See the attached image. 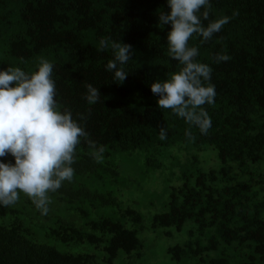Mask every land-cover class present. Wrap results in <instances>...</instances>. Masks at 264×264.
<instances>
[{"label": "trees", "instance_id": "obj_1", "mask_svg": "<svg viewBox=\"0 0 264 264\" xmlns=\"http://www.w3.org/2000/svg\"><path fill=\"white\" fill-rule=\"evenodd\" d=\"M209 2L205 27L231 19L208 42L195 35L189 41L198 47L196 60L212 68L216 92L214 104L203 106L211 118L207 135L191 127L195 140L189 141L190 126L159 109L150 87L182 67L168 56L171 25L158 24L167 0H0V70L31 73L41 58L48 60L59 110L69 109L73 119L86 116L78 122L105 148L96 163L82 138L73 179L49 194L47 215L23 193L14 205L0 206V264L99 263L96 254L61 248L79 245L102 251L106 264L121 254L140 257L144 216L119 198L133 184L124 164L134 160L144 169L138 185L164 167L181 182L167 211L152 219L153 228L179 232L193 224L189 240L168 249L172 261L264 264V0ZM101 38L132 45L122 83L106 70L113 53L98 50ZM216 54L230 59L214 63ZM87 84L101 94L93 105L84 99ZM161 127L166 140L159 138ZM191 149L198 153L179 158ZM207 149L217 158L204 155ZM0 162L15 161L9 155Z\"/></svg>", "mask_w": 264, "mask_h": 264}, {"label": "clouds", "instance_id": "obj_2", "mask_svg": "<svg viewBox=\"0 0 264 264\" xmlns=\"http://www.w3.org/2000/svg\"><path fill=\"white\" fill-rule=\"evenodd\" d=\"M167 7L169 11L158 16V24L171 25L166 37L168 56L182 67L168 79L152 83L151 92L159 97V109H170L185 120L190 126L185 136L194 141L191 127L203 135L211 127V118L203 106L214 104L216 92L210 83L212 68L196 60L198 47L189 46V41L195 35L201 38V44L208 42L231 17L210 21L205 27L202 19L209 18V0H167ZM108 48L113 59L108 61L106 70L114 73L113 81L122 83L129 74L123 66L134 55L132 45L101 38L98 50ZM229 59L224 54L213 57L214 63ZM37 69L31 73L20 67L0 70V157L11 155L15 161L0 162V206L14 205L23 193L42 215H47L52 203L49 194L73 179L72 165L82 138L96 163L103 162L105 148L91 140L78 122L85 121L86 116L78 113V119H73L69 109L59 110L52 63L41 58ZM86 88L84 99L89 105L97 103L101 96L98 88L91 84ZM159 138L167 139L164 127L159 130Z\"/></svg>", "mask_w": 264, "mask_h": 264}, {"label": "rangeland", "instance_id": "obj_3", "mask_svg": "<svg viewBox=\"0 0 264 264\" xmlns=\"http://www.w3.org/2000/svg\"><path fill=\"white\" fill-rule=\"evenodd\" d=\"M198 153L195 149L189 152L181 153L179 158L186 154L194 155ZM213 154L217 158V154L210 150H206L204 155ZM166 160V159H165ZM142 162L131 161L124 164L126 169V177L133 179L130 188L120 194V200L123 201L124 207H134L138 209L144 216L141 228L138 231V236L144 244L142 255L140 257H129L121 254L113 264H194V263H177L171 260L168 249L176 245H182L189 240V230L193 227L192 223H187L182 231H177L175 228H153L152 219L156 214L166 212L169 202V196L173 189L178 188L181 184L176 180L172 172L168 169L157 171L150 174L145 182L140 181V176L144 171ZM170 169V165L168 167ZM171 170V169H170ZM129 229H136L131 223L127 224ZM62 250H69L72 253H92L99 258L98 264H106L100 258L103 256L102 251L95 249L89 245H79L71 247H61Z\"/></svg>", "mask_w": 264, "mask_h": 264}]
</instances>
